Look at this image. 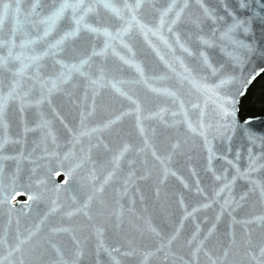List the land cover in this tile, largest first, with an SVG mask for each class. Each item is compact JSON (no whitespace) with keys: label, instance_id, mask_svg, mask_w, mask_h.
<instances>
[{"label":"water","instance_id":"obj_1","mask_svg":"<svg viewBox=\"0 0 264 264\" xmlns=\"http://www.w3.org/2000/svg\"><path fill=\"white\" fill-rule=\"evenodd\" d=\"M60 2L0 0V56L13 53L0 97L15 89L0 115V264H260L264 152L225 126L214 87L242 54L225 35L238 0H141L123 19L85 0L93 27L127 33L66 35L69 9L44 37ZM81 61L83 75L64 67ZM262 77L235 97L240 119Z\"/></svg>","mask_w":264,"mask_h":264},{"label":"snow or ice","instance_id":"obj_2","mask_svg":"<svg viewBox=\"0 0 264 264\" xmlns=\"http://www.w3.org/2000/svg\"><path fill=\"white\" fill-rule=\"evenodd\" d=\"M105 9L110 10L116 15V17L123 19V11L125 9L135 12L136 9L141 7V0H136L135 5L125 2L123 8L118 7L111 0H99ZM12 6L8 3L3 4V12L0 13V23H3V19L7 16L8 10ZM71 9L70 21L74 22V31L66 33V35H75L81 30V26L89 29L92 32L103 31L105 36L116 39L121 37L123 33H127L129 30L127 27L122 31H118L115 36L106 27L100 29L98 27H93L91 23L86 19L89 13L96 11V7L93 3H86L85 0H75V2H70V0H61L58 5L54 6V10L45 19L40 22L46 25V30L44 31V37H47L53 28L56 27V22L62 17L69 19L65 16L67 10ZM84 9L83 13L77 15V13ZM16 11L19 12V6L17 5ZM171 11V7L169 8ZM167 13H165L166 15ZM180 12L176 13L177 20L179 19ZM133 20L136 19L133 14ZM139 23V21H137ZM163 25V18L160 21ZM176 20H173V24ZM259 25V36L256 33V26ZM130 27V26H129ZM143 29L146 26L140 24ZM225 35L237 36L236 44L242 50V54L234 57L232 61L227 65H222L218 70L220 76L218 77V83L215 84V90L220 93L217 97L218 109L221 119L225 121V126L228 124L237 125L242 134L245 135L246 140L255 149L258 144L261 151L264 152V121L261 125L257 126L252 123V119L245 116L240 119L235 97L244 96L248 88L254 84L260 77L264 76V0H238L236 8L229 10L227 6L225 7ZM148 31H157L153 29H148ZM171 31V28H169ZM64 37L57 40L54 44L50 45L52 49H55L63 42ZM163 39V37H161ZM28 43H33V41H28ZM121 43L123 41L121 40ZM108 45H105L107 47ZM127 47V45H125ZM183 47V45H181ZM187 51V49H185ZM48 55L47 51L42 52L40 55H34L30 59L33 61L40 60L42 56ZM13 53L11 49L8 51L7 57L0 56V66H4L8 63V58L12 57ZM15 59L19 60L20 56L17 55ZM124 59V57H121ZM126 63L130 61H125ZM255 63V67L250 65ZM87 61H81L79 65H64L65 68H69L71 71L81 72V69ZM29 65L22 64L18 69V72L23 73ZM139 70V66H137ZM83 75L84 73L81 72ZM61 76L67 80L69 77L65 73L61 72ZM97 83V81H93ZM53 86H55V81H53ZM115 86V85H114ZM204 87H208L205 85ZM225 87L229 88V91H224ZM262 92H264V83L261 84ZM15 89L8 93V97H0V115L3 114V110L6 104L7 98H10ZM126 150V149H125ZM60 173L57 172L56 175ZM260 264H264V247L259 251Z\"/></svg>","mask_w":264,"mask_h":264},{"label":"trees","instance_id":"obj_3","mask_svg":"<svg viewBox=\"0 0 264 264\" xmlns=\"http://www.w3.org/2000/svg\"><path fill=\"white\" fill-rule=\"evenodd\" d=\"M264 83V76L252 87L241 105V117H253L264 114V92L261 84Z\"/></svg>","mask_w":264,"mask_h":264},{"label":"flooded vegetation","instance_id":"obj_4","mask_svg":"<svg viewBox=\"0 0 264 264\" xmlns=\"http://www.w3.org/2000/svg\"><path fill=\"white\" fill-rule=\"evenodd\" d=\"M62 180H63V178H60V181H62ZM24 199H25V198H20V199L17 200V202H18V201H22V200H24Z\"/></svg>","mask_w":264,"mask_h":264}]
</instances>
